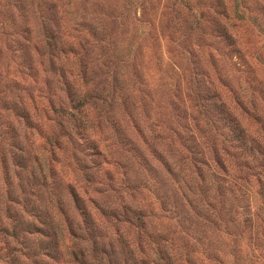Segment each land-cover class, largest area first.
Listing matches in <instances>:
<instances>
[{"label": "rangeland", "instance_id": "374dc122", "mask_svg": "<svg viewBox=\"0 0 264 264\" xmlns=\"http://www.w3.org/2000/svg\"><path fill=\"white\" fill-rule=\"evenodd\" d=\"M219 76L264 93V0H0V264L264 261L263 179L230 172V237L196 216Z\"/></svg>", "mask_w": 264, "mask_h": 264}, {"label": "trees", "instance_id": "16d2710c", "mask_svg": "<svg viewBox=\"0 0 264 264\" xmlns=\"http://www.w3.org/2000/svg\"><path fill=\"white\" fill-rule=\"evenodd\" d=\"M224 18L227 19L226 14ZM223 35L225 42L228 44V53H230L228 59L230 62L232 61L233 65L239 67L241 65L240 63L243 62L239 39L236 35H231L230 32L227 33L225 30ZM233 58L239 62H234ZM249 74L253 76L252 72H249ZM221 79V76L217 78V82L220 86L217 87L218 90H215L216 87H212V93H210L211 89L204 85L206 96L212 94L219 107L218 119L213 123L208 122L211 120L208 116L204 115L203 117L202 115V121L213 128L211 131L212 133L209 132L213 141L209 144V148L206 149L204 153H197L195 159L193 158L189 164L192 169L199 172L198 175L200 177L203 176L202 172L204 168L211 169L213 166L212 186L210 188H206L205 186V188L202 189L203 195L200 202L204 203L205 207L199 211L201 214L196 216L202 217L205 221L209 222L213 220L217 225L215 226L216 229L219 230L220 233H223L225 230V234L230 237L231 233L225 228L226 224L233 222L228 216L230 210L225 208L226 205L222 203L224 201H218L217 204L219 207H217L215 200L216 197L225 196L224 193L226 192H228L227 196L233 193L237 180H230L233 176L230 173L232 169L235 170L237 174L236 178L239 180L247 178L248 181L249 178H252L258 184L259 180L263 179L264 181V115H261L262 107L259 108V101L261 99L264 101V93L259 87L253 84L254 81H249L250 83H247L245 88L240 89L238 94L232 88L229 90L228 86L225 85ZM222 87L227 88L228 92L233 96V107H227L226 101L222 99ZM238 88H241V86ZM76 102L77 104L81 103V101L78 100ZM261 103L264 105V102L261 101ZM244 120L252 122L251 128L255 130L253 133L249 132V127H247L249 123L246 124ZM216 141L218 144H216ZM234 149L235 151H233ZM238 150H240V156L238 155ZM238 158L240 159L239 162L237 161ZM227 178H229V180ZM9 201L11 202L13 200L10 199ZM5 203L7 204V198ZM260 221L256 223V226H260ZM248 222H251V220ZM245 223L246 221H243L240 226L237 224L236 226L245 228L247 227ZM222 225L224 227H222ZM249 225L252 227L254 224L249 223ZM259 240H262L264 243V233L260 235ZM256 250H260V252L262 251L264 254V246L261 248V246L258 245ZM203 253H205L207 259L213 260L216 264H227L224 262L222 255L215 250H206ZM246 254H249L248 251ZM254 254V250L250 251V255H248L247 259L256 260V255ZM263 262L264 261L258 264H263Z\"/></svg>", "mask_w": 264, "mask_h": 264}]
</instances>
